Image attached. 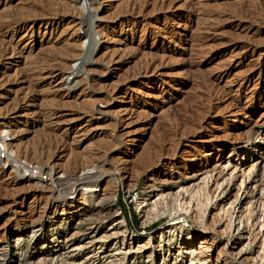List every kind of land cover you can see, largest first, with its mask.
Returning <instances> with one entry per match:
<instances>
[{"label": "rangeland", "instance_id": "rangeland-1", "mask_svg": "<svg viewBox=\"0 0 264 264\" xmlns=\"http://www.w3.org/2000/svg\"><path fill=\"white\" fill-rule=\"evenodd\" d=\"M46 2L0 0V246L19 238L0 264H190L174 249L208 236L211 218L219 246L231 244L228 212H218L233 196L213 204L229 186L240 196L253 187L247 171L264 157V0ZM204 177L206 187L176 196ZM86 182L85 197L112 215L76 229L83 201L70 205ZM245 201L259 232L249 258L264 264V205ZM86 229L125 239L90 247ZM129 242L147 248L142 257L123 254Z\"/></svg>", "mask_w": 264, "mask_h": 264}, {"label": "bare ground", "instance_id": "bare-ground-1", "mask_svg": "<svg viewBox=\"0 0 264 264\" xmlns=\"http://www.w3.org/2000/svg\"><path fill=\"white\" fill-rule=\"evenodd\" d=\"M52 1V0H51ZM56 1V0H55ZM48 2V0H47ZM46 2V3H47ZM38 3V2H37ZM42 3V2H41ZM40 4V3H39ZM44 4V3H43ZM53 4V3H52ZM63 4V3H62ZM9 8V7H8ZM55 8V7H54ZM62 8V7H61ZM52 9V7H51ZM7 10V9H6ZM5 10V11H6ZM53 10V9H52ZM4 12V11H3ZM7 12V11H6ZM52 12V11H51ZM54 12V11H53ZM7 13H10L9 10ZM25 13V12H24ZM5 14V12H4ZM7 15V14H6ZM10 15V14H9ZM23 15V14H22ZM2 16V15H1ZM0 16V17H1ZM25 16V15H24ZM23 16V17H24ZM16 17V16H15ZM22 17V16H21ZM32 17V16H31ZM2 18H5L2 17ZM8 15H7V20H8ZM20 18V17H19ZM30 18V16H29ZM15 19V18H14ZM24 19V18H23ZM32 19V18H31ZM5 20V19H4ZM3 21V20H2ZM13 21V19H12ZM23 21V20H22ZM14 23V22H13ZM2 24V23H1ZM10 24V23H9ZM16 24V23H15ZM93 42V41H92ZM68 44V43H67ZM70 46V45H69ZM71 47V46H70ZM79 47V46H78ZM67 48V47H66ZM64 50V49H63ZM91 50V49H90ZM89 50V51H90ZM66 51V50H65ZM70 49L68 50V53H69ZM72 51V50H71ZM93 51V50H92ZM64 52V51H63ZM50 53V52H49ZM67 53V54H68ZM74 53V52H73ZM92 53V52H90ZM89 53V55H90ZM51 54V53H50ZM62 54V53H61ZM69 55V54H68ZM72 55V54H71ZM64 56V55H63ZM71 57V56H70ZM69 57V58H70ZM73 58V57H72ZM76 58V56H75ZM44 60V59H43ZM42 60V61H43ZM45 61V60H44ZM47 61V60H46ZM56 61V60H55ZM50 63V62H49ZM35 65V64H34ZM30 66V65H29ZM70 67V66H69ZM69 70H72L71 71V74H74L77 72V69L78 68H69ZM67 69V70H68ZM3 73V72H2ZM32 81V80H31ZM5 132L3 130L0 131V148L3 150L4 149V146L3 143H4V140L6 138L5 136ZM107 146H108V143H107ZM263 156H264V152H263ZM26 160V159H25ZM255 164L251 165V167H249V170L247 171V175H246V181L249 180V175L251 173H254L253 174V177H252V180L250 182H252L254 184L253 187L250 186V183L248 185H246L245 187L243 186L242 189L243 192L241 193V196H240V192L238 191V194H234L233 195V188L232 187H227L226 191L224 193H222L221 195L218 196L219 199H217L219 202H215L213 204V207L214 209L216 208V206H218V204L216 203H223L226 199H230L231 196L232 197V200L228 203V207H227V210L224 209V207L222 205H219V214L227 211L229 215L228 217L230 218L229 219V226H228V230H229V235L231 236V239L232 240V243L229 244L226 242V244L223 246V247H220L219 246V242H217V238L219 237V232H217L218 230H216L218 228V226L221 224V223H218L216 220H214V218H211V221H210V225L211 227L210 228H206L203 230L204 234H207L208 233V236L205 235V237H203L200 241H198L197 245L194 244V241H195V237H192V235H189L185 237L184 241L182 240L179 244V246L174 249V252L178 255H182L183 253H185L187 255V257L189 258V261H190V264H204L205 261L210 262L212 261L214 264H247V262H251V264H255L256 262V258L254 259H250L249 258V255H252L253 252H254V245H255V239H257V235L259 232H255L253 231V226L256 225V212L254 211L255 209L252 210V212H250L251 209L247 210L244 206L245 204V199H249L251 198L252 199V202L250 203L251 207L255 208L256 205L257 207H259L260 205H264V202L262 201L263 198H264V184L263 182H260V181H257L256 179L258 177H263V174H264V157L261 159L257 158L255 159ZM215 167V166H214ZM72 169V168H71ZM236 169V167H234L233 171ZM38 170V169H37ZM205 170L206 171V167H203V168H200V169H197L195 171H187L185 172V174H183L180 178H179V182L180 180L182 179H185V178H193L195 177L199 172ZM240 173H243V170L241 169H237ZM211 171V170H210ZM232 171V173H233ZM236 171V170H235ZM34 173H37L36 171H34ZM232 173L230 174L229 178L228 179H232L234 178V174L232 175ZM236 174V173H235ZM208 176V175H207ZM251 176V175H250ZM261 177V178H262ZM87 178V177H86ZM260 178V179H261ZM85 179V178H84ZM94 179V178H93ZM187 180V179H186ZM212 178H205L202 179L199 183H195V184H191L190 186H187L185 188H179V190L177 191V197L179 198V196H184L185 194L191 192L192 190H194L195 188H199L200 185H208V182H211ZM218 180H219V176L217 178L214 177V180H213V184H217L218 183ZM171 181V180H170ZM244 180L241 181L240 183V189L241 190V184ZM96 182V181H95ZM160 181H152L150 182L147 187L145 189H150L149 192L152 191V189L156 188L157 187V183H159ZM171 182H174L175 184V181H171ZM225 182V181H223ZM88 184H82V188L81 190L78 192L80 194V197L78 199H73L72 200V204L70 206H74V203L77 201V200H82V204L78 207H76L75 209H77L75 212H73V215L74 214H81V218L78 222H77V225L75 226L76 229H77V226L79 225H84V226H87L89 227V225L91 226L92 224H97V223H103L104 221H106L107 219H109L110 217L107 216V214H110L108 211L109 208L105 209L104 207V203H103V199L99 198L97 195H93L91 198H86L85 196L89 193H91L92 191H88L86 189L88 188H93L94 185L93 184H90L89 182H86ZM161 183V182H160ZM177 183V182H176ZM222 184V183H221ZM230 184V183H229ZM227 184V185H229ZM217 187H220V184L217 185ZM83 189V190H82ZM221 190V189H220ZM242 191V190H241ZM221 192V191H220ZM159 194V193H158ZM176 194V193H175ZM179 195V196H178ZM175 196V197H176ZM75 197V196H74ZM60 198V197H59ZM185 198V197H184ZM214 199V198H213ZM251 201V200H250ZM211 204H209V207H210ZM249 205V204H248ZM212 207V208H213ZM46 209V208H45ZM195 211V209L191 212L193 213ZM196 212V211H195ZM248 212V217L250 219V216H251V219H252V225H249L245 224L244 222V219H243V216L245 213ZM251 214V215H250ZM112 215V214H110ZM226 215V214H225ZM247 215V214H246ZM217 216V215H216ZM73 217V216H72ZM109 217V218H108ZM196 217V216H195ZM41 218V217H40ZM180 217H171V219L169 220V223L165 226H169V227H173V228H176V224L179 225V222H181V220L179 219ZM184 219V218H183ZM41 220V219H40ZM228 220V219H227ZM121 224V222L117 223V226L120 230L121 226L119 225ZM258 224V223H257ZM102 225V224H101ZM50 226L51 227H55V233H58L60 231V226L59 224L55 223V220H51L50 222ZM42 228V226H40ZM208 227V226H207ZM40 228V229H41ZM224 229V228H223ZM222 229V230H223ZM91 229H86L84 232H82V234H89L87 237L89 239V242L87 245H89L90 247H93L95 244L97 243H100L102 242L103 243V239H116V238H122L124 241L125 239V231H120L119 233H113V234H110V235H107L105 238H97L95 237V234L90 231ZM170 230V229H169ZM255 230V229H254ZM178 231V230H177ZM221 231V230H220ZM227 231V230H226ZM77 232H80V230ZM76 232V233H77ZM86 232V233H85ZM76 233H73L71 236L73 238V236L76 235ZM253 235H254V238H253ZM203 236V235H202ZM198 238V237H197ZM18 239L17 237H14L12 236V238L10 239V245H6V246H9V249L10 251H12V249H15L16 248V245H17V242H18ZM71 239V238H70ZM68 239V240H65L64 241V245H67L69 244L70 246V243H71V240ZM101 239V240H100ZM131 242L128 243V245L126 246V251L123 253H127L128 256L132 257L133 259H136V258H140L142 257V255L144 254V252L147 250V248L143 247H132L130 245ZM101 244V243H100ZM194 244V246H193ZM5 246V245H4ZM121 246V245H120ZM169 245H166L165 249L166 252L169 251ZM82 247V246H81ZM89 247V248H90ZM39 248V247H38ZM82 248L86 249V245L83 246ZM9 249L5 248V247H2L0 246V257H5V252L8 251ZM75 249V248H74ZM81 249V248H80ZM49 250V249H47ZM46 250V251H47ZM51 251V250H50ZM53 251H56V250H52L51 252ZM112 251V250H111ZM39 252V251H38ZM116 253V252H115ZM152 251H150V253L148 254V259L149 260H152V255H151ZM111 254V253H110ZM114 254V253H113ZM46 255V254H45ZM7 256V255H6ZM112 256V254H111ZM57 257L60 258V256H55V259L53 260V258H50L52 263L51 264H54V262L56 263V259ZM260 257V256H259ZM13 258V257H12ZM176 258V255L174 256V260ZM4 259V258H3ZM14 259V258H13ZM45 260L44 258H38L36 260L37 264L40 260ZM122 260V259H121ZM179 261L182 262L183 264V258L181 257L179 259ZM35 262V263H36ZM43 262V261H42ZM61 259L59 260V264H61ZM114 262V261H113ZM34 263V264H35ZM45 263V262H43ZM176 262H174L173 264H175ZM118 264V262L116 263Z\"/></svg>", "mask_w": 264, "mask_h": 264}]
</instances>
